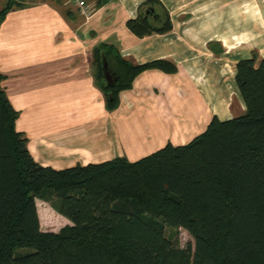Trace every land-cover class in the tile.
I'll list each match as a JSON object with an SVG mask.
<instances>
[{
    "label": "trees",
    "instance_id": "16d2710c",
    "mask_svg": "<svg viewBox=\"0 0 264 264\" xmlns=\"http://www.w3.org/2000/svg\"><path fill=\"white\" fill-rule=\"evenodd\" d=\"M25 1L7 0L0 24ZM108 1L95 0V7ZM125 25L140 38L171 29L159 0L139 4ZM91 54L107 111L142 71L177 70L165 59L133 63L108 42L95 44ZM103 61L114 75L109 84ZM5 79L0 73V264H264V58L252 53L236 62L239 115H214L188 142H167L134 161L115 156L61 169L31 155ZM37 200L70 223L43 231ZM179 228L193 245H179Z\"/></svg>",
    "mask_w": 264,
    "mask_h": 264
},
{
    "label": "crops",
    "instance_id": "0c3cea01",
    "mask_svg": "<svg viewBox=\"0 0 264 264\" xmlns=\"http://www.w3.org/2000/svg\"><path fill=\"white\" fill-rule=\"evenodd\" d=\"M144 1L110 0L95 7V0H84L89 6L86 16L71 0H26L25 5L4 16L0 24V73L6 76L3 86L19 111L16 129L26 133L28 149L41 165L61 169L115 156L134 161L167 142H188L206 128L214 115L224 120L243 112L244 104L234 81L235 65L252 53L264 58V33L257 29L264 27V21L257 20L258 1L250 0V5L255 6L249 10L245 38L240 31L244 33L246 28L226 31L218 21L216 29L210 30L208 22L214 21H209V13L198 15L195 10L199 8L191 4L192 0H159L168 11L171 29L140 38L125 23L136 16ZM206 2L213 6L226 3ZM69 8L73 13L66 16L64 11ZM197 20L201 24L193 26ZM97 26L129 61L141 64L165 59L177 68L174 73L144 70L130 89L119 94V104L129 103L126 114H132L134 109L139 112L129 128L128 124L121 127L128 132L136 123L132 132H137V136H128V142L131 138L139 142L138 151L133 154L136 157L125 149L112 153L111 141L98 130L100 126L91 124V118L113 116L99 97L91 62L80 60L76 39H93L95 32L90 31H96ZM208 43L220 52H214ZM145 100L148 104H140ZM98 104L103 108L98 109ZM109 127L106 125L111 131ZM97 136L105 137L100 145L95 140Z\"/></svg>",
    "mask_w": 264,
    "mask_h": 264
},
{
    "label": "rangeland",
    "instance_id": "374dc122",
    "mask_svg": "<svg viewBox=\"0 0 264 264\" xmlns=\"http://www.w3.org/2000/svg\"><path fill=\"white\" fill-rule=\"evenodd\" d=\"M225 1H226V3L223 6L216 5V4L213 6L211 4V2H206V0H192L191 4L194 5L195 7L199 8V10H195L198 13V15L209 13V16H210L209 21L213 20L215 22V23L214 22H208V26H209L210 30L216 29V22L218 21V22H220L219 23L220 25H224V28L226 29V31H228V29H230V28H234L235 30L236 29L238 30V28L239 29L240 28L241 29L246 28V30L244 29V31H245L244 33H243V31L242 32L240 31V33H241L240 36L245 38L246 36H248L247 35L248 30L247 29L249 28V17H248L249 10H250V7L253 8L255 6L254 3H252V5H250V0H225ZM232 1H234V2H232ZM253 1L254 0H252V2ZM257 1H258V3H257L258 5L256 6L257 16H258L257 20H258V22H259V20L264 21V17H263V15H264V1L263 0H257ZM6 2L7 1H5V0H0V9L6 4ZM205 7H209V10H205L204 9ZM205 21H207V20H205ZM193 23H194L193 26H199L201 24L200 20H197L196 22H193ZM206 24H207L206 22H203V25H206ZM261 24H263V22H261ZM260 28H262V29H260ZM260 28L258 27L257 29L261 33H264L263 25ZM91 32H95V36L93 37V39H91L90 37L83 38L80 36L81 40H78V38L76 37L77 44L80 46V48L78 47V49L81 50L80 60L84 63H86V61L91 62V60H92L91 49L93 47L91 48V46L93 44H97L100 42H108L109 43L112 41L111 37H107V36H104V34H102V30H100L98 26L96 27V31L91 30L90 33ZM261 33H258V34H261ZM90 36H92V35L90 34ZM235 41H236V38H235ZM247 44H248L247 42L244 43L243 44L244 47H247ZM226 51L228 53V52H230V49L227 48ZM235 85H236V83H235ZM237 90H238V88H237ZM155 94L160 95V93H158V92H155ZM99 97L101 99H103V101H104V96H103V93L101 91L99 93ZM241 101H242V99H241ZM141 103H143L145 105V104H148V101L147 100L141 101L140 104ZM128 105H129V103L127 101L121 102L119 104V107L112 111V114H113L112 117H110V115H109V118H108V117H106V115L105 116L103 115L102 117L91 118V124H94L96 126H100V128H98V130H101L103 132V134L105 135V137H107L111 141L112 149H113L112 153L116 154V153L121 152L123 149H125L132 156H135L133 154H135L138 151L139 142L134 141L132 138H131V141L128 142V136H130V137H132V135L137 136V132H134V131L132 132V129H136L137 125H136V123H134L132 125V129L129 130L128 132H124L123 129L121 128L122 126H124V128H126L127 124H128V128H129L130 123L132 122L131 120L133 118H135L136 115L139 114V112H137L136 109L133 110L132 114H126L127 111H129L128 109L126 110ZM97 107H98V109L103 108V106L100 104H98ZM234 107H237L236 102L234 104ZM235 113H239V112H235ZM235 115H238V114H234V116ZM106 125H107V127L111 126V128L109 127L111 131L107 130ZM150 126L152 127V124ZM120 130H122V132H120ZM105 137L100 138L99 136H97V138L95 140L100 145V143H102L101 139H104ZM126 138H127V144L125 143ZM132 158H134V157H132ZM37 204H39L40 206L43 207V209L38 212L39 220H40V227L43 231H54V232H56L63 225L70 223L66 218H64L63 216L56 213L47 203H45L41 200H37ZM39 205H37V208ZM175 239H177L179 245L182 247H184L186 245V243H191L193 245V242H194L193 238L182 228L177 229V232L175 233Z\"/></svg>",
    "mask_w": 264,
    "mask_h": 264
},
{
    "label": "built area",
    "instance_id": "2783aa9c",
    "mask_svg": "<svg viewBox=\"0 0 264 264\" xmlns=\"http://www.w3.org/2000/svg\"><path fill=\"white\" fill-rule=\"evenodd\" d=\"M73 2V4H75L80 11L84 14V15H88L89 13V6L84 2V0H71Z\"/></svg>",
    "mask_w": 264,
    "mask_h": 264
},
{
    "label": "water",
    "instance_id": "95a60500",
    "mask_svg": "<svg viewBox=\"0 0 264 264\" xmlns=\"http://www.w3.org/2000/svg\"><path fill=\"white\" fill-rule=\"evenodd\" d=\"M102 68H103V76H104V79L108 81L109 76H111V74H110V72L107 69L106 61H103Z\"/></svg>",
    "mask_w": 264,
    "mask_h": 264
},
{
    "label": "flooded vegetation",
    "instance_id": "af4514ba",
    "mask_svg": "<svg viewBox=\"0 0 264 264\" xmlns=\"http://www.w3.org/2000/svg\"><path fill=\"white\" fill-rule=\"evenodd\" d=\"M113 79H114V75H113V74H111V76H109V79H108V81H107V80H105V79H104V80H105V82H106V83H108V84H109V83L113 82Z\"/></svg>",
    "mask_w": 264,
    "mask_h": 264
}]
</instances>
